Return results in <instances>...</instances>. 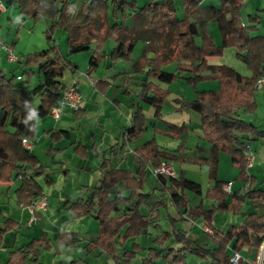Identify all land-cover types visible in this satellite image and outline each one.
Instances as JSON below:
<instances>
[{
    "label": "trees",
    "instance_id": "1",
    "mask_svg": "<svg viewBox=\"0 0 264 264\" xmlns=\"http://www.w3.org/2000/svg\"><path fill=\"white\" fill-rule=\"evenodd\" d=\"M14 1L19 18L41 16L50 19L47 26L49 42L53 39L52 29L59 26L67 32L69 52L91 50L89 69L108 56L113 61H125L132 68L129 73L143 75V78L134 77L127 72L128 76L121 84L126 86L133 80L137 88V105L131 112L129 123L121 131L124 141L140 137L145 130L146 117L141 103L153 107L154 118L161 117V108L170 90L168 86H159L153 79L169 85L173 80L183 78L194 89V96L181 98L178 108H189L199 114L201 132L209 148L206 157H198L195 161L207 165L211 186L203 191L199 182L181 174L156 172L159 191L168 194L178 214V218L166 215L168 229L160 226V208L165 209L166 204L163 197L151 199L150 193L144 191L146 170L148 166L156 169L162 162L180 160L185 125L166 122L163 129L155 127L156 132L179 140L174 150L159 145L153 137L148 139L134 149L137 164L134 174L128 168L110 166L86 199L78 198L69 204L68 209L74 217L88 215L97 222L96 237L84 247L89 251L98 249L116 258L118 237L122 240L134 238L153 228L158 233L147 246L134 241L130 248L123 250L121 257L126 264H186L188 252L207 259V264H232L231 253L244 248L257 255L264 241V189L254 186L255 178L246 170L244 150L251 137L264 140V128L243 119L239 111H254L256 81L264 75V33L251 34L257 28L259 17L249 14L248 23L242 24L239 20L242 1L221 0V6L214 11L223 16L228 14V17L220 19L214 15L222 33V41L217 45L200 29L203 20L198 16L201 10L199 0H181L182 17H177L172 0H148L140 6L134 0H83L78 8L76 0ZM128 16L130 24L125 20ZM197 36L199 42L195 39ZM110 39L115 44L107 54L102 47ZM138 40L144 41L145 45L139 56L131 59L130 53ZM230 46L235 48V55L249 69L248 75L229 65L209 62V57L220 55L223 48ZM170 62H175V68L171 71L163 69ZM19 63L23 67L20 78L14 74H0V181L19 178L15 197L20 206H26L43 194L42 185L36 179L43 172V166L21 139L33 142L37 123L58 104L67 87L63 80L65 69L72 71L76 64L67 60L55 43L27 52ZM34 78L36 83L32 84ZM207 78L216 79L218 89L199 90L197 83ZM108 84L107 80L99 79L94 86L104 89ZM62 135L67 132L56 130L51 137ZM220 153L231 157L238 169V178L246 182L243 193L234 192L228 196L222 188L228 181L217 178ZM51 181L44 177V182L50 184ZM119 182H123L124 189L128 190L126 195L117 189ZM186 190L201 196L197 205L188 207ZM205 199L212 201L209 208L204 206ZM246 200L253 204L254 211L243 212L238 224L222 229L213 227L215 213H239ZM142 204L149 207L147 215L140 211ZM185 215L191 220L200 219L208 226L211 231L205 232L212 246L200 245L187 237V231L178 225L186 220ZM17 226L15 220L4 216L0 225V242L6 231L16 230ZM75 245L70 232L60 233L55 252L61 246ZM51 247L46 236L32 237L10 249L3 264H38L41 250ZM138 251L142 255L137 258ZM69 264L86 262L73 258ZM237 264H242V258Z\"/></svg>",
    "mask_w": 264,
    "mask_h": 264
},
{
    "label": "crops",
    "instance_id": "2",
    "mask_svg": "<svg viewBox=\"0 0 264 264\" xmlns=\"http://www.w3.org/2000/svg\"><path fill=\"white\" fill-rule=\"evenodd\" d=\"M2 1L5 5H10L11 2H13V5L11 7L12 11L8 12L9 8L4 11L5 13H8L10 15V19H12V13L15 11V9L17 10L16 14L18 15L17 4L14 0ZM82 1L83 0H76V8L80 6ZM147 1H145L144 3H146ZM172 1L174 4V0ZM241 1L242 5H245L247 3L252 11L243 13L240 9V22L242 24H247V15H256L257 17H259V23L257 24L256 30L251 34L264 33V31L259 30L260 27H264V25H262V19H264V0ZM136 3L138 6L142 5L138 4V2ZM198 5L201 8L198 16L201 18V20H203V22L200 24L201 31L206 32V34L211 37L213 42L219 45L222 41V33L219 29L218 22L214 18V15L219 16L220 19L228 17V14H225L223 16L220 12L214 11L221 6V0H199ZM174 7L177 17H182L183 5L181 4V0L179 9H177L176 4H174ZM128 18L130 17L128 16ZM210 24L214 26L216 25L219 32V34L217 32V37L219 36V40H216L214 35H212L213 31L210 29ZM46 26H48V24H46ZM9 38V35L3 37L2 32H0V74H5L4 71L6 70V66L13 63L12 61H20L18 58H16V60H10L7 57V51L2 42L9 45L12 48L11 50H14L16 45V41H14L13 39L10 41ZM195 39L197 42L200 41L199 36L195 37ZM108 41L105 42V44L108 43ZM105 44L103 45L102 49L105 47ZM114 44V40H112V42H109V46L111 48ZM111 48L108 50H103L105 52H110ZM137 57L138 56H136L134 59H136ZM73 63L76 64L75 62ZM13 69L17 70L18 68L12 67L11 70ZM76 70H78L77 64L76 68L72 70V75L69 81L64 82L68 84L71 80L76 79L79 89L83 94V103L80 111L76 112L69 106L62 105L59 106L58 118H55L51 114V112H49L48 115L41 118L37 123L33 142L28 141V145H24L38 158L39 163L43 166V172L38 175L36 179L41 183L43 194L47 197L48 203L45 214L40 212L37 214L34 220L30 221V212L28 208L26 206H20L15 197V189L18 187L20 179L16 178L15 180L10 181H0V225L4 216L15 220L18 224V229L16 228V230H8L2 235L0 242V255L2 259L0 260V264H3L5 262L8 256V251L10 249H12L14 246L24 243L32 237H37L40 235L46 236L47 238H49L52 244V247L49 248V250L52 249L58 241L59 234L63 232H70L71 239L76 241V245L74 247L61 246L58 252H54V255H62V252L66 250L67 256H70L71 253L69 251H71L70 249L73 248L76 249L78 254V257L73 258H80L81 260L85 261L86 264H123V259L121 257L122 252L124 249L130 248L131 243L135 240H133L128 245V247L126 246L127 239L122 240L121 237H118V243L115 246V255L117 256L116 258H112L105 252L98 249H94L92 251L87 250L84 246L88 241L96 237L98 232V225L93 221L94 218L91 216L85 215L74 217L68 209V206L71 202L77 200L78 198L86 199L89 196L92 187L98 184L103 176L104 171L107 170L110 166L128 168L134 174L137 168V164L133 157L134 149L148 139L153 137L159 145L166 147L169 150H174V148L179 143V140L165 134L158 133L154 130L155 127L161 129L165 128L166 122L175 123L165 119V113L177 112L187 116V120L183 119L181 121V123L185 125V128L182 132V141L179 149L180 160L167 162L171 166L174 175L178 176L181 174L183 177L197 181L199 183V171L206 172L208 176L207 165L205 163H199L195 161V159L198 157H206L208 154L207 150L209 148V143L204 138L201 132L199 114L189 108H178L179 100L181 98H192L194 96V91H191V89L181 84L184 86H182L184 90L190 91V95L184 96L183 93L179 91L177 92V94L171 97L173 94V89L170 88V85H167L170 92L163 102L161 108L162 114L159 119L153 117V107H148L141 103L146 117V127L143 133L149 132V134L147 135V137L142 138V133V135L136 139L124 141L121 135L122 128L129 123L131 112L137 105V98L135 95L137 93L136 82L132 80L130 81L129 85H126L125 87H119L121 83L118 82L119 84H116L114 81L110 80V74L98 75V78L96 77V80L104 79L107 80L109 84L111 83V86H116V88L111 90L112 94L108 97L109 108L106 111V108L101 106L102 101L99 99V97L96 98L95 96V99H90V95L88 94L92 91V89L87 88L89 86L85 84L84 80L82 82L80 81L81 78L75 75V73L77 72ZM131 70L132 68L129 67L128 69L121 71H126L129 73ZM87 71H89V74L85 73L86 77L88 76L92 79L91 69H88ZM16 72L15 74L17 76L21 75L20 73ZM129 75L143 78V75H136L133 73H129ZM122 76L123 75H120L119 78H122ZM126 76H128V74H126ZM262 77H264V75H262ZM153 80L159 86L164 87L160 84L161 81H158L156 79ZM124 82L125 80L122 83ZM35 83L36 79L34 78L32 79V84ZM84 87L88 91L84 90ZM110 87L108 88L107 85L104 89H97V87L95 86L93 88H95L99 93L105 95L110 92L108 91L110 90ZM124 89H126L127 92H124ZM205 89L206 88L199 90ZM212 89H218V87L216 86ZM262 89H264V86H262ZM260 93L264 94V91ZM90 100L93 101L96 106H92L91 104H89ZM256 102L257 99L255 100V106ZM250 113H256V116L258 114L256 111H252ZM239 114L240 116H242L243 112L240 110ZM249 122L255 124L254 119ZM255 125H257L259 128H264V125ZM56 130L65 131L67 132V135L52 138L51 135ZM260 141L261 138L251 137V139L246 141V144L249 145V149L251 152V149H254V152H256V146H258V143L264 145V142ZM222 154L225 153L219 154L217 178L231 182L230 190L226 191L228 193V196L234 192L238 194L243 193L247 187V184L245 181L239 179L238 176L235 177V182L230 181V178L219 176ZM253 157V162L249 165H246V170L255 178L254 186L264 189V187H261V184H264V161H262L264 159H256V156ZM229 161L230 165H232V167H234L237 171L238 169L232 163L231 157ZM103 162L104 166L102 165ZM182 163H188V166L182 167ZM201 167L203 170L201 169ZM252 171L256 172V174H253ZM155 174L156 173L154 171V168L152 166H148L145 175L144 191L150 193L151 199H158L160 197H163L166 208H160L159 218V224L163 228L161 221L162 219L166 218L167 214L173 218H178V214L170 203L168 194L159 191V186L156 183ZM45 176L52 180L50 184L44 182ZM234 184H236L235 187ZM209 186L211 185H208L207 187ZM124 188L125 185L123 182L117 183V189L120 190L122 194L126 195L128 193V190H125ZM185 193L188 207L195 206L200 202L201 196L189 190H186ZM203 203L205 208H209L212 201H210V203H208L207 205L205 204V200L203 201ZM51 206L53 207V211H49V207ZM140 211L143 214L147 215L149 207L146 204H142L140 206ZM251 211H254V206L249 200H246L241 204L239 213L228 211L223 213H215L212 217L213 227L222 229L228 225L238 224L243 212L247 213ZM185 218V221H189L190 223L188 227H182L187 231V237L191 240H195L200 245L212 246L213 244L209 240L208 234L205 232L207 231L206 228H208V226L202 223L200 219L191 220L186 215ZM80 220L83 221L82 228L73 229L72 225ZM26 226L28 227V229L25 228ZM147 232L150 240L154 234L158 233L157 230L153 228H149ZM138 243L141 246H147L143 245L139 241ZM118 248L119 250L121 249V251H119ZM240 253L242 255V264L245 258H248L251 264V261L256 255L252 254V252L247 250L246 248L242 249ZM98 259H101V261H99ZM70 260L68 261V264ZM39 263H41L40 260ZM41 264L65 263L64 260L57 261V259H55L53 263Z\"/></svg>",
    "mask_w": 264,
    "mask_h": 264
},
{
    "label": "rangeland",
    "instance_id": "3",
    "mask_svg": "<svg viewBox=\"0 0 264 264\" xmlns=\"http://www.w3.org/2000/svg\"><path fill=\"white\" fill-rule=\"evenodd\" d=\"M135 1L138 2V4H143L147 0H135ZM5 3H8V2H5ZM174 4H176L177 9H179L180 0H174ZM8 5L9 4H7V6ZM8 8H9L8 12L12 11V8H10V7H8ZM240 9L243 13H247V11L248 12L252 11L250 6L247 5V3L245 5H242ZM179 12H182V11H179ZM16 13H17V10L15 9V11L12 13V15H13L12 19H10V15L8 13L0 12V32H2V36L6 37L7 35H9L10 41L12 39L14 41H16L15 49L12 50V54L14 56H16V58H18L19 60H22L24 58V53L26 54L27 52H31V51H38V50L46 48L51 43H55L57 48L59 49L60 53L64 57H66L67 60L75 62L77 64L78 70H76L77 72L75 73V75H77L78 77H80L82 79V80L80 79L81 82L84 80L85 84L87 86H89V87H87L88 89L89 88L92 89V91L89 92V94H88V95H90L89 96L90 99H95V96H96V98L99 97V99L102 101L101 106L106 108L105 110L107 111V109L109 108L108 107V105H109L108 97H109V95L112 94L111 90L116 88V86L115 85L111 86V83L108 84V88L111 86L110 90H108L110 92L103 95V94L99 93L95 88H93L94 83L96 82V77L98 78V75L110 74L109 75L110 80L114 81L116 84H119V83L122 84V82L124 81V79L126 77L127 72L126 71L122 72L121 70H126L130 66H128L125 61L118 60V59L113 61L108 56H104L101 58L99 64L95 68H91L92 81H94V83L91 84L88 80V76L86 77V75H85V73L88 74L86 71L89 69L88 62H89V57L91 55V50H80V51H75V52H69L68 47H67V32L62 27L56 26L52 29L51 35H52L53 39L50 40V42H49L47 39V26H46V24H48V25L50 24V19L43 18L41 16L36 18V19H32L31 17H25L22 19V18H19V16ZM125 20H126V23L130 24V18L127 17V18H125ZM262 25H264V19H262ZM215 27H216V25L214 26V25L210 24V29L213 31L212 35H214L216 40H219V36L217 37L218 29H217V27L216 28ZM259 30L264 31V27H260ZM218 34H219V32H218ZM109 42H112V40H109L108 43L105 44V47L103 49L108 50L111 48L109 46ZM143 46H144V42L142 40H138V42L136 43V45L134 46V48L132 49V51L130 53L131 59H134L136 56H139V54L141 53V51L143 49ZM108 52H106V53L108 54ZM12 62L13 63L6 66V70L4 71V73L8 76L11 74L16 75L15 72L17 71L18 73L21 74L20 76H22V69H23L22 65L18 61H16V62L12 61ZM209 62H211V63H223V64H226V65L233 67L239 73H242L244 75L249 74V69L243 63V61H241L235 55V48L232 46L223 48L222 53L220 55L210 57ZM12 67H17L18 69L17 70H15V69L11 70ZM174 68H175V62H170L169 64H166L163 66V69L168 70V71H171ZM118 71H121V72H118ZM71 75H72L71 69L66 68L64 71L63 80L65 82H68ZM120 75H123L122 78H119ZM71 83H72V80L68 84H71ZM160 84L164 87L167 86V84L164 82H160ZM181 84H183L184 86L191 89V91H194L192 89L193 87L190 84H188L183 78H177L169 84L170 88L173 89V94L171 97H173L179 91H181L184 96L190 95V91L184 90L182 88L183 85H181ZM197 84H198V87H197L198 89H203V88L212 89L216 86L218 87L217 80L212 79V78H210V79L207 78V79L201 80ZM124 86L120 85L119 87H124ZM257 87L258 88H256L255 95H254L255 98L257 99L256 106L254 108V112L256 111L258 113L257 116H256V113H250V112L242 111L243 114L241 117L247 121H252L254 119L255 124L264 125V94L260 93V92L264 91V89H262V85L261 86L259 85ZM78 88H79V86H78ZM84 90H86L85 87H84ZM86 91H88V90H86ZM85 93H87V92H85ZM257 103H258V105H257ZM89 104H91L92 106H96V104L91 100L89 101ZM164 118L171 121V122H175V123H181V121L183 119L187 120L186 115H184L182 113H177V112L165 113ZM148 134H149V132H144L141 137L145 138V137H147ZM260 142H264V140L261 139ZM251 150H252L253 156H256V159H258V158L264 159V145H262L261 143H258V146H256V152H254V149H251ZM221 158L222 159H221L219 176L230 178L231 179L230 181L235 182L234 179L236 176H238V170L236 171L235 168L232 167V165H230V161H229L230 157L227 154H222ZM262 161H264V160H262ZM187 166H188V163L187 164L182 163V167H187ZM201 169H202V167H201ZM205 170H206V165H205ZM252 173L256 174V172H254V171H252ZM199 181H200L201 186H202L204 191L208 185H211V181L209 180L206 172H204V171L203 172L199 171ZM235 186H236V184H234V187ZM261 187H264V184H261ZM208 203H210V200L205 199V204L207 205ZM49 211H53L52 206L49 207ZM42 213L45 214V211ZM84 218H88V217H84ZM93 221L95 223H97L95 219H93ZM82 222L83 221L80 220V221H77L76 223H74L72 225L73 229L74 228L75 229H81L82 224H83ZM161 223H162L163 229L169 228V222H168V220H166V218L162 219ZM189 224H190L189 221L188 222L187 221H181L178 223V225L180 227H188ZM25 228L28 229L27 226ZM133 240H135L137 242L139 241L143 245H148L150 242V238L148 237V234L144 233V232L138 236H135L134 238H128L127 242H126V246H128ZM70 250H71V251H69L71 253L70 256H67L66 250L64 252H62V255L56 256V255H54L55 246H53V248L50 250L49 249H42L41 250L42 255L39 257V260L41 263H53V261L55 259H57V261L58 260H64V263L68 264V261L70 259H72L73 257H78L76 249L71 248ZM118 250H119V248H118ZM119 251H121V249ZM141 255H142V253L140 251H138L137 252V258ZM1 259L2 258L0 255V260ZM99 261H101V259ZM41 263H39V264H41ZM207 263H208L207 259L202 258V257H200L194 253L188 252L186 254V264H207ZM123 264H126V262L124 260H123ZM243 264H250L249 259L245 258L243 260Z\"/></svg>",
    "mask_w": 264,
    "mask_h": 264
},
{
    "label": "built area",
    "instance_id": "4",
    "mask_svg": "<svg viewBox=\"0 0 264 264\" xmlns=\"http://www.w3.org/2000/svg\"><path fill=\"white\" fill-rule=\"evenodd\" d=\"M13 2H11V4L9 6L5 5L3 3L2 0H0V11L4 12L8 9V7H12ZM3 46L5 47L6 51H7V57L10 60H16V56H14L12 54V50L11 47L7 44H5L4 42H2ZM18 78H20V76H18ZM88 80L91 84L94 83V81H92L91 78L88 77ZM256 85L257 86H264V77H259L256 81ZM82 103H83V94L81 93V91L78 88L77 85V81L76 79L72 80L71 84H67V87L63 90L60 99H59V104L57 106H54L51 109V114L55 117L58 118L59 115V106L62 105H67L70 108H72L73 110H76L80 107H82ZM21 142L24 145H28V141L25 138L21 139ZM244 155L246 157L247 160V165L251 164L253 162V153L250 151L249 149V145L246 144V149L244 150ZM155 173L156 172H161V173H165V174H169V175H174V172L171 168V166L167 163V162H162L161 166L159 168L154 169ZM231 187V182H226L223 184L222 188L225 191H229ZM47 197L42 194L40 196H38L37 198L33 199L32 201H30L26 207L28 208L29 212H30V216H29V220L32 221L36 218L37 214L40 212H44L47 208ZM207 231H211L209 228H206ZM259 250L257 252V255L255 257V259L251 262V264H264V241H262V243L259 246ZM242 258V255L240 252L238 251H233L231 253L230 256V261L232 264H237L238 261Z\"/></svg>",
    "mask_w": 264,
    "mask_h": 264
}]
</instances>
